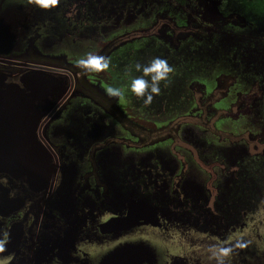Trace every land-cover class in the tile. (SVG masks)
Here are the masks:
<instances>
[{
    "label": "flooded vegetation",
    "instance_id": "1",
    "mask_svg": "<svg viewBox=\"0 0 264 264\" xmlns=\"http://www.w3.org/2000/svg\"><path fill=\"white\" fill-rule=\"evenodd\" d=\"M0 95V264H264V0H0Z\"/></svg>",
    "mask_w": 264,
    "mask_h": 264
},
{
    "label": "clouds",
    "instance_id": "2",
    "mask_svg": "<svg viewBox=\"0 0 264 264\" xmlns=\"http://www.w3.org/2000/svg\"><path fill=\"white\" fill-rule=\"evenodd\" d=\"M59 2L60 0H28L29 4L45 10L58 6ZM75 66L85 72L99 73L106 71L109 68L110 58L94 53H88L86 57L78 59ZM135 69L138 72H142V75L132 79L130 90L136 97L141 98L146 106L152 103L154 96L160 95L161 81H166L169 74L174 71L168 61L161 57H154L147 64L136 63ZM105 91L110 97L121 98L124 95L121 89L112 86L107 87ZM3 251H5V248L3 243L0 242V252ZM230 252L231 249L219 248L218 252L213 251L212 254L217 260V264H224V259L230 254Z\"/></svg>",
    "mask_w": 264,
    "mask_h": 264
},
{
    "label": "water",
    "instance_id": "3",
    "mask_svg": "<svg viewBox=\"0 0 264 264\" xmlns=\"http://www.w3.org/2000/svg\"><path fill=\"white\" fill-rule=\"evenodd\" d=\"M4 100H7V96L0 95V126L3 127L5 132L10 131V133H11L14 130L12 128L8 127V125L5 123V119H6L7 115L5 116V119L1 115V113H4L3 112ZM6 107L8 110L9 109L8 104H6ZM15 145H19V143H0V165H1L2 160H4L3 158L14 155V152L11 150V147L15 146ZM8 168H11V167H8ZM0 169H1V167H0ZM140 256H141V253H139V257ZM139 257H138V264H141V262H140L141 260L139 259Z\"/></svg>",
    "mask_w": 264,
    "mask_h": 264
},
{
    "label": "trees",
    "instance_id": "4",
    "mask_svg": "<svg viewBox=\"0 0 264 264\" xmlns=\"http://www.w3.org/2000/svg\"><path fill=\"white\" fill-rule=\"evenodd\" d=\"M255 2H257V3H260V2H262L263 0H254ZM251 5H254V3H251Z\"/></svg>",
    "mask_w": 264,
    "mask_h": 264
},
{
    "label": "rangeland",
    "instance_id": "5",
    "mask_svg": "<svg viewBox=\"0 0 264 264\" xmlns=\"http://www.w3.org/2000/svg\"><path fill=\"white\" fill-rule=\"evenodd\" d=\"M254 244H256V242H255ZM254 244H251V248L254 246ZM188 245H189V244H188ZM189 247H190V245H189Z\"/></svg>",
    "mask_w": 264,
    "mask_h": 264
}]
</instances>
